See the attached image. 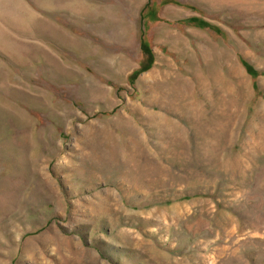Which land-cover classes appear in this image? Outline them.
<instances>
[{
  "label": "rangeland",
  "instance_id": "rangeland-1",
  "mask_svg": "<svg viewBox=\"0 0 264 264\" xmlns=\"http://www.w3.org/2000/svg\"><path fill=\"white\" fill-rule=\"evenodd\" d=\"M0 264H264V0H0Z\"/></svg>",
  "mask_w": 264,
  "mask_h": 264
}]
</instances>
